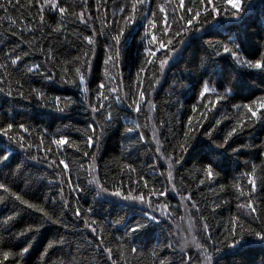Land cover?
I'll list each match as a JSON object with an SVG mask.
<instances>
[{
    "label": "trees",
    "instance_id": "obj_1",
    "mask_svg": "<svg viewBox=\"0 0 264 264\" xmlns=\"http://www.w3.org/2000/svg\"><path fill=\"white\" fill-rule=\"evenodd\" d=\"M57 2L68 9L64 16L45 6L46 0H0L5 6L0 8V150L11 155L7 162L0 157V183L9 188V193L0 189V264H180V253L166 247L176 239L170 233L178 231L177 224L180 236L191 240L195 232L208 250L201 256L203 247H184L190 264H264V242L250 234H264V109L252 117L245 107L264 104V71L248 67L264 60V0H237L239 9L229 0H213L211 15L196 7L201 16L182 36H175L185 15L179 0H147L143 14L156 28L140 12L125 23L130 0ZM184 3L194 7L199 0ZM120 33L117 44L112 37ZM152 35L157 42H150ZM224 45L237 55L224 53ZM17 55L21 59L13 66ZM161 60L168 61L163 70ZM35 65L39 70L29 73ZM135 125L134 132L126 131ZM90 126L98 143L86 147ZM57 139L67 143L57 146ZM209 167L211 176L205 172ZM93 176L106 192L97 195L99 188L89 183ZM117 190L121 195L113 196ZM16 195L34 208L20 204ZM137 195L146 201L124 198ZM187 195L189 202L182 199ZM249 202L255 213L239 207ZM186 206L193 217L190 236ZM36 209L58 223L44 220ZM10 216L16 218L4 223ZM41 220L38 232L18 235ZM137 222L148 226L132 233ZM241 234L240 247L234 248ZM29 242V252L18 257Z\"/></svg>",
    "mask_w": 264,
    "mask_h": 264
},
{
    "label": "snow or ice",
    "instance_id": "obj_2",
    "mask_svg": "<svg viewBox=\"0 0 264 264\" xmlns=\"http://www.w3.org/2000/svg\"><path fill=\"white\" fill-rule=\"evenodd\" d=\"M85 2H86V0H85ZM146 2H147V0H130V9H131V11H130V14L127 17L124 18L125 19V23H130V22L134 21L136 19L137 12H140L141 16L144 19H148V17L143 14V6L146 4ZM229 3H231V6H232L233 9H239L240 8V4L237 2V0H229ZM45 6H47L48 8H51V9H58L60 14H61V16H64L68 12V9H66L64 7H60V4L57 2V0H46ZM178 6H179L180 9H183V12L185 13V15H181L179 17V20L183 21V24H181L180 28L175 32V36H182L185 30H191V28L194 26L195 22H197L199 20V18L201 16V12L198 11V10H195L196 7L203 6L205 13H207L208 15H211L212 12H215V10H216L215 6H214V3H213V0H199V5L198 6H194V7H188V6L185 5L184 0H179V5ZM209 6H211V11H209ZM0 8H5V6L4 5H0ZM120 11L124 12L125 9L121 8ZM159 12L160 13H165V8L161 6L159 8ZM189 13H191V14L188 15ZM152 17L153 18L156 17V13L155 12H152ZM79 18H80L81 22H86L85 19H84L83 13H81L79 15ZM41 20H43V17H41ZM164 23H165L164 31L167 32L168 28L171 27V25H169L168 22H167V16L164 17ZM148 25L151 28H156L155 20L154 19H148ZM198 30L199 29H197V31ZM120 35H122V33L112 37V39L114 41H116L117 44L120 42ZM148 35H149L148 29L146 28L145 29V38ZM84 39L87 41V43L89 45H92L94 43V40L91 37L86 36V37H84ZM150 42H157V38H156L155 35L151 36V41ZM168 44L172 45L173 42L171 40H169ZM159 46H160L161 49H163V48H165V43L160 41L159 42ZM238 47H239V45H237V48ZM169 50L171 52H176V49L174 47L170 48ZM146 51H148L149 55H151V56H155L156 55L155 51H150L148 49H146ZM223 52L226 53V54L230 53L233 57H235L237 55V52L234 51L232 48H229L227 45L223 46ZM20 59H21V57L19 55H17L15 59L11 60V65H13V66L17 65V62ZM109 59H111V57H109ZM167 62H168L167 60H161V62H160L161 70H163V67H164V65ZM105 63H107V61H105ZM149 63H151V61H149ZM248 67H252V68L260 69V70L264 71V60H257L254 64L249 62L248 63ZM39 68H40V65H35L33 67L28 68L27 71L29 73H31V72L39 70ZM76 72H77V75L79 76V84L80 85H84L85 84V78H84L83 74L80 73V69L77 68ZM103 87H104V85L101 84L100 88H103ZM82 91L86 92L87 89L84 88V89H82ZM207 91H208V89H207V87H205L203 92L200 93V95L203 96ZM39 95L40 94H38V96ZM140 98H141V101L144 100V92L143 91L140 92ZM59 102H60V98L57 97L56 100H55V103L57 105H59ZM68 103H71V102H68ZM134 103H136L137 111H139L140 104L137 103V102H134ZM245 107H247V110L251 114L252 117H256L257 116V112L260 111V109H264V104H261L260 107L258 109H256V110H254L251 106H248V105H246ZM61 111H63V109H61ZM93 111H97V109L93 108ZM107 120H109V121L111 120V115L110 114L108 115ZM21 127H23V125H21ZM138 127H139L138 125H135L133 127H128V128H126V131L128 133H132ZM11 128H12V124H9L8 125V130H10ZM89 131H91L93 133V135H90V136L87 137V139H86V147H92L94 145V142L98 143V141L96 140L95 135H94L95 134V128L90 126L89 127ZM235 131H236V129H233L232 132L228 133V136L231 137ZM140 139L142 140L143 137L141 136ZM53 143H55L57 146H61V145H65L67 143V141H66V139H57V140L53 141ZM180 147H181V149H184L185 145L181 144ZM157 151H159V148L157 149ZM88 155H89L88 152L84 153V156L87 157ZM0 157H3V160L5 162H7L8 160L11 159V155L10 154L9 155H5L3 150H0ZM93 159H94V157H93ZM175 163H179V160H176ZM59 164L62 165L65 170H68L69 166L64 160H60ZM168 166H169V168H171L172 164L170 163ZM205 172H206L207 175L211 176L213 174V169L211 167H209V168L205 169ZM168 177H169V180L171 181V179H172V172L171 171L168 172ZM203 182H204L203 180L200 181V183H203ZM89 183H96L97 187L99 188V192L97 193V195H100L101 193H104V192L107 191L106 188H104V187H102L100 185L99 181L96 180L95 176H93L92 180H90ZM250 183L254 185L255 181H250ZM145 187H147V185H145ZM0 189H2L4 193H9V188L4 183H0ZM172 191L173 192L177 191L175 185H173ZM155 194H156L155 192L152 193V195H155ZM161 194H163V193H161ZM113 195L119 196L120 193L119 192H115V193H113ZM241 195H243V192H241ZM129 198H131L133 200H138V201H141V202L144 201V196L143 195L125 197V199H129ZM182 199L184 201H186V202H189V201H191V196L187 195V196L182 197ZM15 200L19 201V203L22 204V205H26L28 208H34V205L28 203V201H26V200H23L18 195L15 196ZM65 206H67V202H65ZM191 207L196 208L197 213L199 212V208L195 205L194 202H192ZM239 207L241 209H245V208L248 209L250 214L251 213H255L257 211V209L250 202L249 203H245V204H241V205H239ZM163 208L166 209L167 205H164ZM36 210L43 212L42 209H36ZM162 214H165V213L162 211ZM18 215L19 214L17 213L16 216H18ZM75 215L76 216H80V212L76 211ZM166 215L168 217H171L172 213L171 212H167ZM185 215L187 217L188 233L192 234V232H193V217L191 215L190 209H187V206H186ZM16 216L8 217L4 221V223H6V224L9 223L10 221L14 220L16 218ZM43 217H44V220L51 221L52 223H58V220L57 219H53L52 216H50L47 212H43ZM180 218L181 219H185V216H181ZM147 219H148L149 222L158 223L157 218L155 216H147ZM42 226H43V220L34 221L32 224L28 225L25 229H23V231H21L18 235L19 236H25V235H27L30 232H32V233L38 232ZM147 226L148 225L145 224V223L137 222L135 224V226L130 228V231L132 233H135V232H137L139 230H142V229L146 228ZM176 228L178 230L176 233H170V235L171 236H175L176 239L175 240L170 239L168 244L166 245V247L171 248L174 252H179L180 253V256H181L180 264H190V258L188 260L184 259V255H183L184 247H180L179 246V238H180L179 231H180V229H179V225L178 224L176 225ZM202 230L205 231V232L208 230V225L206 223L203 224ZM92 231L95 232V229L93 228ZM250 234L254 235L257 240L264 242V234H262L261 232H256V231L250 230ZM207 238L209 240L211 239L210 236L207 237ZM243 238L244 237L241 234L240 240H236L235 244L233 245V247L234 248H239ZM61 242H62V239H61ZM192 245H194L196 249H201L202 248V244L198 241L196 235H192V239H191V242H190L188 247H191ZM30 246H31V243L29 242V245L23 247L20 252L16 253V255L18 257H23L26 253L29 252ZM47 247L49 249H51L53 247V245L52 244H48ZM104 251L105 252H110V249L105 248ZM131 251L134 253L136 251V249H132ZM207 251H208L207 247H204L203 248V252L201 253V255H204L205 253H207ZM9 256H10L9 252H7V251L3 252L4 260H8ZM205 260H210V256L205 255ZM160 264H166V262L162 260L160 262Z\"/></svg>",
    "mask_w": 264,
    "mask_h": 264
},
{
    "label": "bare ground",
    "instance_id": "obj_3",
    "mask_svg": "<svg viewBox=\"0 0 264 264\" xmlns=\"http://www.w3.org/2000/svg\"><path fill=\"white\" fill-rule=\"evenodd\" d=\"M60 178V177H59ZM64 178V177H63ZM87 181H88V179H86ZM92 180V179H91ZM55 183V182H54ZM92 184V183H91ZM96 184V183H95ZM52 185V184H51ZM95 187V186H94ZM69 189V188H68ZM94 190V189H93ZM117 192H118V190H117ZM69 193V192H68ZM123 193V192H122ZM109 194V193H108ZM113 194V193H112ZM112 194H111V196H112ZM95 195V194H94ZM105 195H107L106 193H105ZM120 195H121V193H120ZM113 196H115V195H113ZM63 198V197H62ZM101 198V197H100ZM107 198V197H106ZM109 198V197H108ZM120 199L122 198V196H120L119 197ZM118 198V199H119ZM125 198V197H124ZM104 200V199H103ZM118 201V200H117ZM116 201V202H117ZM135 201V200H134ZM133 201V202H134ZM138 201V200H137ZM144 201H146V200H144ZM61 202V201H60ZM68 202V201H67ZM122 202H123V200H122ZM136 202V201H135ZM130 203H132V202H130ZM151 203V202H150ZM119 204H121V203H119ZM137 204V203H136ZM140 204V203H139ZM153 204V203H152ZM150 205V204H149ZM129 206V205H128ZM131 206V205H130ZM156 206V205H155ZM185 207V206H184ZM142 208V207H141ZM143 208H145V207H143ZM159 209V208H158ZM155 210H156V208H155ZM186 211V210H185ZM157 212V211H156ZM158 215H160V214H158ZM155 216H157V215H155ZM162 216V215H161ZM160 217V216H159ZM165 217V216H164ZM168 217V216H167ZM173 217V216H172ZM187 219V218H186ZM163 220V219H162ZM166 220V219H165ZM164 220V221H165ZM168 220V219H167ZM174 220V219H173ZM175 221V220H174ZM155 223V222H154ZM170 223V222H169ZM172 224V223H171ZM160 225V224H159ZM186 225V224H185ZM158 226V225H157ZM195 226V225H194ZM160 227H162V226H160ZM159 226H158V228H160ZM176 227V226H175ZM93 228V227H92ZM156 228V227H155ZM163 228V227H162ZM197 228V227H196ZM157 229V228H156ZM195 230V229H194ZM147 231V230H146ZM176 231V230H175ZM92 232V231H91ZM187 232H188V230H187ZM169 233V232H168ZM195 233V232H194ZM194 233H193V235H194ZM184 234V233H183ZM189 236H190V234H189ZM102 238V237H101ZM107 238V237H106ZM21 240V239H20ZM99 240V239H98ZM106 240V239H105ZM145 241V240H144ZM100 243V242H99ZM209 243V242H208ZM251 245V244H250ZM97 247V246H96ZM203 247V246H202ZM194 248V247H193ZM204 248V247H203ZM191 249H192V247H191ZM196 249V248H195ZM243 249V248H242ZM98 251V250H97ZM195 251V250H194ZM112 253V252H111ZM199 253V252H198ZM197 253V254H198ZM124 254V253H123ZM225 255V254H224ZM202 256V255H201ZM219 256V255H218ZM201 262H203V261H201ZM22 264V263H21Z\"/></svg>",
    "mask_w": 264,
    "mask_h": 264
},
{
    "label": "clouds",
    "instance_id": "obj_4",
    "mask_svg": "<svg viewBox=\"0 0 264 264\" xmlns=\"http://www.w3.org/2000/svg\"><path fill=\"white\" fill-rule=\"evenodd\" d=\"M190 242H191V240L188 237H185L183 235H181L179 238V246L180 247H188Z\"/></svg>",
    "mask_w": 264,
    "mask_h": 264
}]
</instances>
